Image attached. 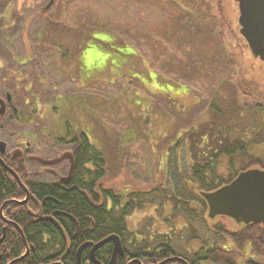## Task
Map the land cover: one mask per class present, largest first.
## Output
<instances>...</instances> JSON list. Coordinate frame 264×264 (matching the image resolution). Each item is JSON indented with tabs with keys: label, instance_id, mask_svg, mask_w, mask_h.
Listing matches in <instances>:
<instances>
[{
	"label": "rangeland",
	"instance_id": "1",
	"mask_svg": "<svg viewBox=\"0 0 264 264\" xmlns=\"http://www.w3.org/2000/svg\"><path fill=\"white\" fill-rule=\"evenodd\" d=\"M12 1L11 18L14 13L21 15L14 24L16 32L7 33L19 44L21 39L26 44L29 39L35 42L36 33L45 40L49 35V42L44 40L41 45L48 42L46 51L54 55V62L69 60L64 62L69 83L52 92L54 116L69 120L75 129L80 126L106 156L108 176L101 183L105 187L130 193L163 184L190 193L191 160L182 145L186 141L183 131H190L191 123L216 113L231 138L248 143L264 127V66L249 60L234 38V31L240 34L239 28L229 27L228 18L236 6L229 0H53L43 16L39 10L50 0H35V8L29 0ZM217 2H221L229 28H219L222 15ZM24 20L31 22L29 30L19 24ZM18 51L23 53L22 46ZM51 72L53 79L61 74L55 66ZM233 83L247 89V95ZM63 90L71 93L56 96ZM252 105L262 111L250 109ZM75 129L71 127L69 133ZM178 134L185 136L179 147L173 145ZM247 150L261 156L264 144L250 143ZM232 161L235 170L242 167L238 154ZM229 170V158L222 155L216 172L224 177ZM198 205L197 201L190 203L200 213ZM207 212L206 206L205 222L190 223L201 239L184 243L177 235V252L187 255L203 247L202 240L207 245L214 241L213 225L228 231L240 229L226 216L210 219ZM171 214L169 203L161 208L157 200L145 201L125 218L126 227L137 239L144 234H181L186 220L179 214L165 217ZM242 248L248 250L246 244Z\"/></svg>",
	"mask_w": 264,
	"mask_h": 264
},
{
	"label": "trees",
	"instance_id": "2",
	"mask_svg": "<svg viewBox=\"0 0 264 264\" xmlns=\"http://www.w3.org/2000/svg\"><path fill=\"white\" fill-rule=\"evenodd\" d=\"M229 1L230 4H236L233 0ZM217 3V12L222 15L218 21V25L220 30H222V27H228V23L227 18L223 17L224 12L222 10L221 2ZM46 9V7L40 9L39 13L43 16ZM197 13L199 14L198 11ZM228 19L230 21L229 27L231 30L239 28L237 24L236 6L233 17L231 19L229 17ZM45 22L48 25L51 24L48 20ZM235 33L237 34V32L234 31V38L238 40L240 49H245L248 59L254 62V59L252 58L253 56L250 54L244 39L238 34L236 36ZM256 61L258 62V60ZM258 63L264 66V63ZM233 84L234 88H237L239 91L247 95L248 91L241 87L242 85H238V83ZM233 106L235 108V105ZM252 106L250 109H254L256 112L262 111L261 107L256 109L258 106ZM210 107L211 104L208 105L207 109ZM203 120L204 121L201 122L198 119L195 123H191L189 125V128H191L190 131H183V134L186 135V141L182 147L186 149L188 157L191 160L189 181L193 184V187L191 188L190 193L180 191V189L176 188L170 190L164 187L165 185L163 184L150 188L149 190L133 189L130 193H125L123 187L124 190L119 192H115V190L109 186L105 187L102 184L106 183L105 178L108 176L109 166L106 160L107 158L100 150H96L92 143L86 138L84 155L87 162L91 159V168L86 169L84 172L86 175L85 181L82 180L81 175L75 171L73 180L78 181L79 185L77 188L64 191L48 189L46 187L44 191L40 192V194H47L48 192L51 193L53 190L52 196L57 201H53L52 205L59 209V211L69 214L76 219L79 229L78 233L76 236H73L76 228L75 222L67 218H63L60 221L57 220V224L62 228L61 231L54 225L49 226L47 222H41L40 220H33V222H30L31 224L28 225L19 223L27 244L32 243L34 247L23 259L13 264H49L53 260H56L57 253L60 252L59 247L62 250L65 249L66 240L70 241L72 251H70V259L67 258L64 260L63 264H74V251L81 243L92 240L99 241L109 234H117L120 237L122 245L124 244L128 250V260L138 259L140 262L142 261L143 263L151 264L162 261L161 259L164 260L170 255H175L176 257L184 259L188 264H236V257H234L233 253L221 249V247L212 249L204 240H202L203 247H199L197 251L191 252L187 255L177 252L174 243L177 240V235L180 240L184 241V243L191 240L201 239L196 230L190 224L193 220H198V222L206 221L203 212L207 204L200 195L201 192L213 191L220 186L229 183L242 170L249 168L264 169V154L261 156H255L248 153L247 150L250 143L264 144V137L260 136L262 132L264 133V127L254 133L250 143H248L249 141L246 142L240 137L231 138V134H229L226 129L227 127L221 124L216 113L213 118ZM183 134L180 136L178 134L176 136L173 145L175 143V146H180L179 141L182 139L181 136H183V139L185 140ZM171 143L172 142L169 144ZM236 154L240 156L242 167L235 170L232 158ZM222 155L229 158V166L231 169V171L229 170V175L224 177L216 172V163ZM182 183L183 185L185 183L187 184V181L183 182L182 180ZM120 184L123 185V183ZM193 191L198 193H195L194 195ZM7 192L10 193L11 191L7 190ZM97 192H100L99 195ZM123 197L124 199H122ZM140 197L142 198L140 199ZM99 199L100 204H95ZM154 200L158 201L161 208H163L165 203L170 204L172 214L165 216L166 218L178 216L179 214L186 220L181 234H175L172 232V236L164 233L157 234L154 237L151 235L146 236L144 234L140 239H137L134 233L128 232L125 218L133 210L141 208L143 202L147 201L152 203ZM193 201L199 203L198 206L201 208L200 213H198L199 210L190 206V203ZM252 228L253 227L247 226L240 232V234H230L227 233L223 226L213 225L212 228L210 227V231H212V236L216 235L217 238H219H216L214 242L220 239H228L234 242L237 247L241 248L243 241L248 240L253 246L260 248L264 253V227L260 228L261 230H259V228ZM184 230L186 233L183 234ZM43 233L49 234L50 237L45 242L42 237ZM4 247L6 249L11 247L9 258H17L25 251L24 243L17 231H14L13 235L8 239L6 238ZM110 251V245L102 247L100 254L98 255L99 261L103 264H108ZM1 256L2 259L0 258V264H5L7 260L5 258V253H2ZM128 260L126 258L117 257L115 264H127ZM166 264L184 263L171 260Z\"/></svg>",
	"mask_w": 264,
	"mask_h": 264
},
{
	"label": "flooded vegetation",
	"instance_id": "3",
	"mask_svg": "<svg viewBox=\"0 0 264 264\" xmlns=\"http://www.w3.org/2000/svg\"><path fill=\"white\" fill-rule=\"evenodd\" d=\"M12 2V0H0V9L3 13V22L0 24V107L2 104L4 105V113L0 115V142H2L0 143V237L4 233V238L0 242L2 251H0V258L2 259L1 254L5 253L7 259L5 264L15 259L9 258L11 247L6 249L4 245L6 238L8 239L13 235L14 231H17L21 238L19 223L28 225L33 220H40L47 222L49 226L54 225L61 231L62 228L57 224V220L67 218L75 222L76 228L73 236H76L79 230L76 219L52 205L53 201H57L52 193L54 189L69 191L72 188H77L79 184L77 180H73L74 172L77 171L81 175V179L85 181L84 172L91 168V159L87 162L84 155L87 138L85 131H82L80 126L75 129L74 126L70 125L69 120L65 121L54 116L55 106L52 92L60 91L64 85L69 83V80L65 79L64 76L67 71L64 62L67 61L68 63L69 60L61 58L55 59L54 62V55L46 51L51 38L49 35L47 36L48 39L45 40L42 36L38 38L39 33H36L35 42L29 39V43L26 44L25 40L21 39V44H19L11 33H7L9 30L16 32L14 24L20 20L21 15L14 13L11 18L10 3ZM29 2L35 8L37 4L35 0H29ZM49 2L53 3V0ZM27 12H31V10L29 9ZM26 18L29 17L26 16ZM10 20L12 21L10 22ZM30 23L28 24L24 20L23 23L19 24L27 26L29 30L32 25ZM44 40L48 42L42 46L41 42ZM20 46H22L23 53L18 51ZM36 51H46V53H36ZM254 62L258 63L256 60ZM53 66H55L56 72L61 73L59 78L53 79L51 77ZM66 93L71 92L63 90V92H58L56 96L64 98ZM65 105L68 107L67 103ZM71 127L75 129V133H69ZM95 149L97 150V147ZM71 168L72 171L69 176ZM9 169L18 176L26 191ZM68 176L69 178L66 179ZM46 187L53 189L52 192L40 194ZM7 190L11 192L8 193ZM97 193L99 195L100 192ZM14 200L24 202L19 204ZM95 204H100V199ZM226 217L235 226H240V229L236 231L225 229L230 234H240L247 226L253 227L252 229L259 228V230L264 227V219L245 224L237 223L232 218ZM42 237L44 242L50 238L47 233H43ZM85 242L96 243L97 241ZM230 243L233 244L234 242L228 239H220L215 242L209 241L208 245L212 249L221 247V249L233 253L236 257V264H264V253L260 248L253 246L250 241L245 240L242 243L248 247L247 251L242 246L241 248L237 245L231 246ZM27 245L29 247L28 253H30L34 245L32 243ZM105 245H110L112 251V242ZM105 245L94 252L98 261V255ZM78 247L74 251L75 257ZM89 250L90 246L82 250V264H93L89 261ZM123 250V255L117 257L128 260V250L124 244ZM59 251L56 260L51 263L63 264L64 260L70 259V251H72L70 241L66 240L65 249L62 250L59 247ZM172 256L175 255L169 257ZM161 260L163 261V259ZM160 262L151 264H159ZM140 263L147 264L142 261Z\"/></svg>",
	"mask_w": 264,
	"mask_h": 264
},
{
	"label": "water",
	"instance_id": "4",
	"mask_svg": "<svg viewBox=\"0 0 264 264\" xmlns=\"http://www.w3.org/2000/svg\"><path fill=\"white\" fill-rule=\"evenodd\" d=\"M235 1L237 2L239 13L237 19L239 24L238 32L246 42V45L254 58L264 61V0ZM51 5L52 2H49L46 8H49ZM3 113L4 105L2 104L0 107V115ZM9 170L12 172L11 169ZM71 171L72 168L70 169L69 176ZM12 173L14 174V172ZM14 175L26 191V188L20 182L18 176L16 174ZM69 176L66 179H68ZM200 195L207 204V216L211 219L215 218L217 215H224L232 218L237 223L242 222L245 224L262 220L264 219V169L249 168L240 171L229 183L224 184L213 191L201 192ZM15 202L20 204L24 201ZM19 231L25 246V251L8 264L20 261L28 254L29 247L25 240V236L20 228ZM3 238L4 233L0 237V242ZM109 242H112V251L108 264H114L117 256H122L124 252L121 239L117 234H109L96 243H82L76 251L75 264H82L81 252L88 246H90L89 261L93 264H102L95 258L94 252ZM171 260L181 261L184 264H188L184 259L176 256L168 257L159 264ZM132 263L141 264L138 259L129 260L127 264Z\"/></svg>",
	"mask_w": 264,
	"mask_h": 264
}]
</instances>
